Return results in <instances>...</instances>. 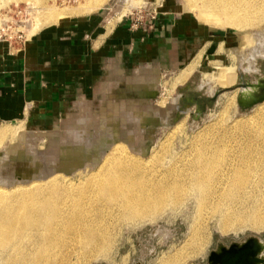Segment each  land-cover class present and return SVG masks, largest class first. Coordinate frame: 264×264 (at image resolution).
<instances>
[{
    "label": "bare ground",
    "instance_id": "bare-ground-1",
    "mask_svg": "<svg viewBox=\"0 0 264 264\" xmlns=\"http://www.w3.org/2000/svg\"><path fill=\"white\" fill-rule=\"evenodd\" d=\"M29 1L43 6L45 22L89 12L105 3L74 0L75 5H68L62 0L60 7L55 6V0L51 4L48 0ZM187 4L208 28L248 32L250 27L261 26L252 35L246 34L247 51L242 45L232 50L235 66L217 61L204 73L225 88L232 86L233 71L244 63L246 70H252L255 60L264 57V24L259 25L264 22V0H188ZM119 11H115L116 20L122 17ZM195 63L178 78L187 77ZM110 87L107 84L103 91ZM256 91L243 88L242 92ZM141 92L150 99V92ZM236 95L237 91L226 100L214 124L194 131L187 145L170 152L175 134L188 138L184 119L168 127L164 140L147 153L144 141L154 127L168 126L161 115L165 108L139 110L123 100L118 106L109 102L110 116L101 114V120L77 103L82 111L69 120L61 145L46 156L36 150L31 132L0 127V141L8 134L17 137L15 145L0 151V264H80L87 254H106L111 242L106 231L109 226L154 221L166 209L178 208L188 200L195 202L198 212L212 206V213L220 216L217 227L223 231L244 222L264 227L263 214L229 212L230 205L244 196L264 199V105L247 128H243L242 119L221 124L230 105H235ZM168 152L167 163L157 158ZM206 233L193 220L183 247L163 263L181 264L193 256L206 242Z\"/></svg>",
    "mask_w": 264,
    "mask_h": 264
},
{
    "label": "rangeland",
    "instance_id": "rangeland-1",
    "mask_svg": "<svg viewBox=\"0 0 264 264\" xmlns=\"http://www.w3.org/2000/svg\"><path fill=\"white\" fill-rule=\"evenodd\" d=\"M51 1L52 0H48V4H51ZM61 1L62 0H55V6L61 7V4H63ZM66 1H68V5L76 4L74 0ZM129 2L128 0L124 2L123 0H105L104 5L92 11L103 9L104 12L109 13L111 17L116 18L118 12L115 11L117 9L120 10L119 13L122 14L121 18L129 19L133 23L137 21L136 23L140 24L146 20H153L158 13L159 7L163 8L168 4L195 21L204 29L205 33L213 34V31L215 30H223L226 32V35H217L208 38V40H213L215 44L219 45L216 52H214L215 50L210 51L207 43L201 48H199L200 46L196 47L186 62L182 63L179 68H174L173 70L163 68V70L154 73L152 78L153 85L148 86L150 88L146 87L142 89L138 86H132L130 89L133 91L129 93L126 98H123L118 94H110L111 97L102 96L98 101L77 102L79 104H84L85 110H87L88 113L96 115L98 117L97 119L101 120V114L110 116V106L112 103L113 105L118 106L121 103H119V101L122 100L126 105L133 106L139 110H146L150 106L153 108H165V112H162L161 115L162 120H165L168 123V126L157 124L154 127L155 129L153 130V133H151L150 137L148 139L146 138L144 141V150L147 153H149L151 149L158 147L160 141L164 140L163 138L166 132L170 129L168 127H173L182 119H184V130L187 131L188 138L185 140L184 135L175 134L171 138V144L173 146H171V148L169 146V152L172 148L178 149L180 145L183 146L184 144L189 143V139L194 131L212 125L219 119V114L225 106L227 102L226 100H228L235 91H237L235 105H230L228 117L226 120H223L221 124H224L225 121L227 124H231L236 119H242L245 120L243 128H247L248 124L257 118V110L261 109L264 102L258 103L250 108H240L237 104L239 88L236 86L240 82H251L264 77V57H258L255 60L253 63L255 64L253 67H255L252 70H246L247 63H244L243 67H239L238 70L233 71V84L226 88L223 85H220L215 79L211 78V82L210 77H208V79L204 73L206 70H211L212 64L217 61V63L220 62L223 66H235V58L232 50L236 47H241L242 45L243 49L245 48L244 50L247 51L250 43L246 41V34H251L255 29L261 26L250 27L247 30L248 32H246V30L242 31L231 27L208 28L204 21L198 20L195 13L190 6H188V0H129ZM131 3L135 4V6ZM120 4L122 7H120ZM106 5H109L111 8ZM44 11L42 5L35 4L29 0H0V34L1 29H3V33H6L9 38H11H1L0 42L4 41L10 45L17 46V35L21 34V39H24L40 27L54 23V21L45 22L43 17ZM92 11H83L79 14H72L70 16H79ZM263 24L264 22L259 25ZM195 60H199L200 62L195 63ZM193 62L195 63L193 66L194 69L192 68L189 75L183 78L184 80H180V78H178L180 72L189 67L188 65ZM213 87L214 89H212ZM110 88L105 92L103 91V93L108 92ZM145 89L150 92V99H148V96L142 94L141 91ZM111 101L112 103H109ZM169 106L171 107L169 108ZM78 107L75 106L73 111L69 113L68 118H59L56 120L53 128L32 129L19 122L4 123L1 124L0 127L10 126L16 129L18 128L20 131L31 132L36 137V142L34 144L35 148H37L36 150L45 152L46 156V154L49 155L48 152L56 151L55 149L58 145H61V140L66 137L65 130L70 124V119L77 118L79 112L82 111L81 107H79L80 109ZM177 112H179V114H176ZM8 135V137L5 136V139L3 137L0 141V151L3 148L10 147V144L11 146L16 144V135L13 136L11 134L13 138L10 134ZM129 141H132V139H129ZM43 149L44 151H42ZM169 152L165 153L164 157L163 155L158 154L157 158H162L163 161L167 163L170 155ZM0 153L3 154V152ZM62 198L65 197L63 196L61 199ZM192 201L188 200L187 203L175 209H166L154 221H146L138 224L123 222L109 226L106 228V231L111 238V242H109V248L106 254H98L97 252L94 255L87 254V256L79 260L78 263L164 264L163 262L165 259L172 258L175 253L183 247L193 220H197L200 227L205 228V231L207 232V240L197 252L198 255L195 253L193 256L185 259L181 264H207L210 251L215 249L217 245H228L233 241L241 242L250 235H255L264 241V227L257 228L251 222H244L241 226H238L235 229L231 226L223 231L217 227L220 216L217 213H212V206H206L198 212L195 202L193 201V203ZM235 210H241L244 213L258 212L264 215V199L261 196L255 195L244 196L230 205L229 212Z\"/></svg>",
    "mask_w": 264,
    "mask_h": 264
},
{
    "label": "crops",
    "instance_id": "crops-1",
    "mask_svg": "<svg viewBox=\"0 0 264 264\" xmlns=\"http://www.w3.org/2000/svg\"><path fill=\"white\" fill-rule=\"evenodd\" d=\"M212 36L217 35L167 4L137 25L100 9L46 24L17 46L2 41L0 125L53 128L77 102L112 94L126 98L132 86L153 85L157 71L179 68L196 47L208 43L216 52Z\"/></svg>",
    "mask_w": 264,
    "mask_h": 264
},
{
    "label": "water",
    "instance_id": "water-1",
    "mask_svg": "<svg viewBox=\"0 0 264 264\" xmlns=\"http://www.w3.org/2000/svg\"><path fill=\"white\" fill-rule=\"evenodd\" d=\"M213 34L225 36L226 32L215 30ZM236 87L241 90L237 96L240 108H250L264 100V77L251 82H240ZM243 88H256L258 91L244 94ZM207 264H264V241L250 235L241 242L219 244L210 251Z\"/></svg>",
    "mask_w": 264,
    "mask_h": 264
},
{
    "label": "built area",
    "instance_id": "built-area-1",
    "mask_svg": "<svg viewBox=\"0 0 264 264\" xmlns=\"http://www.w3.org/2000/svg\"><path fill=\"white\" fill-rule=\"evenodd\" d=\"M137 22V21H136ZM136 22H134V24H136L137 25V23ZM142 23V22H141ZM3 29H1V34H0V39L2 38V39H11V38H9V36L6 34V33H3ZM22 37H21V34H19V35H17V39H18V41H17V43H20V42H22L23 41V39H21Z\"/></svg>",
    "mask_w": 264,
    "mask_h": 264
},
{
    "label": "flooded vegetation",
    "instance_id": "flooded-vegetation-1",
    "mask_svg": "<svg viewBox=\"0 0 264 264\" xmlns=\"http://www.w3.org/2000/svg\"><path fill=\"white\" fill-rule=\"evenodd\" d=\"M176 114H179V112H177Z\"/></svg>",
    "mask_w": 264,
    "mask_h": 264
}]
</instances>
